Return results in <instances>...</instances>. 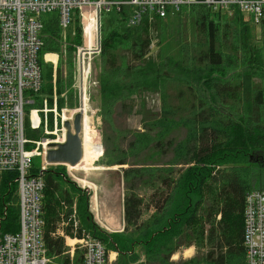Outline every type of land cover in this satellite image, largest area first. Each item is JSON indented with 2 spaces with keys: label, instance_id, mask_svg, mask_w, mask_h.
<instances>
[{
  "label": "trees",
  "instance_id": "1",
  "mask_svg": "<svg viewBox=\"0 0 264 264\" xmlns=\"http://www.w3.org/2000/svg\"><path fill=\"white\" fill-rule=\"evenodd\" d=\"M130 12V7L121 6L102 13L101 54L96 61L100 112L104 121L109 120L110 130L102 132L103 154L98 162L120 167L124 229L117 233L101 229L89 211V196L60 170L50 168L44 174L43 199V239L50 264H70L64 239L52 234L59 222L60 202L70 207L74 200L78 231L85 230L107 252L116 251L117 262L141 246V264H244L245 193L264 191V22L256 26L237 10L193 5L164 18L146 14L132 27ZM40 21L41 93L49 94L53 81L52 66L42 60L46 53L59 56V93L61 51L66 44L69 83L73 46L81 43L79 20L71 26L74 36L65 42L56 13L43 14ZM154 42L156 55L151 52ZM144 92L160 93L158 113L145 112ZM136 98L143 131L119 130L112 116L117 109L135 112ZM177 128L184 130L179 141L170 136ZM168 151L172 157L166 160ZM14 178L15 173H7L0 181V215L6 213L0 223L2 234L19 230ZM148 187L147 208L153 212L141 221L144 202L138 190ZM71 229L72 223L65 233ZM191 246L208 251L189 260L170 261L179 249ZM72 264H82V251H75Z\"/></svg>",
  "mask_w": 264,
  "mask_h": 264
},
{
  "label": "built area",
  "instance_id": "2",
  "mask_svg": "<svg viewBox=\"0 0 264 264\" xmlns=\"http://www.w3.org/2000/svg\"><path fill=\"white\" fill-rule=\"evenodd\" d=\"M203 5L213 11L237 10L249 16L258 26L264 22V0H0V181L7 173H15L17 185L19 230L16 234L0 231V264H50L46 255L43 234L44 174L51 144H64L69 123L81 114V133L89 125L88 96L92 81V63L101 54V15L112 8L130 7L129 26H137L146 14L155 13L164 18L182 7ZM56 13L65 42L67 31L75 19L81 30L80 45L73 46L72 77L58 94L56 69H53L52 93L43 95L40 52L42 23L40 16ZM74 31V30H72ZM74 35V33L72 34ZM66 53V44L62 51ZM55 56V60L47 56ZM65 56V55H64ZM56 53L42 55L46 64L55 66ZM64 79V81H63ZM68 76H62V84ZM72 87L78 98V107L70 108L65 89ZM30 133V134H29ZM40 157L42 164L32 173L33 159ZM60 218L52 236L64 239L70 264L76 250L82 251V264H107L103 244L84 231H78L75 201L69 207L60 203ZM64 210V212H63ZM6 216L0 215V223ZM72 223L71 235L65 227ZM69 235V236H68ZM244 264H264V191L252 189L245 193L243 209ZM68 249V250H67Z\"/></svg>",
  "mask_w": 264,
  "mask_h": 264
},
{
  "label": "rangeland",
  "instance_id": "3",
  "mask_svg": "<svg viewBox=\"0 0 264 264\" xmlns=\"http://www.w3.org/2000/svg\"><path fill=\"white\" fill-rule=\"evenodd\" d=\"M73 33L75 34V31H72V29H69L67 31L66 38L68 36H71V37L74 36L72 35ZM155 44L156 42H154L153 45L151 46V52L153 55H156V52H157L156 51L157 47L155 46ZM170 44H171L170 41L167 42L165 47L169 46ZM61 55H62L61 59L63 62L60 66L61 74L62 76L65 74L67 77L68 76L67 52L65 54L61 52ZM98 58L99 57L95 58L92 63V69H93L92 81L95 82V85H91L90 93L88 96V99H89L88 100V107H89L88 117L90 121L89 122L90 126L86 124L82 130V134H81L82 158H81V161L76 167L69 166L70 175H68L67 168L62 165H49L47 167V170H49L50 168L60 170V174H62V176H64L66 179L70 180L71 182L75 183L76 186L80 188L83 192H85V194L88 196H89L88 193L90 192V190H92L93 188L95 189L98 188L99 190H102L101 192L105 195V197L108 196L109 194H113V197H111L110 199H115L114 201L118 200L119 202H121V205H123L124 185H123V181L120 175V169H119L120 167L119 166L105 167V166L100 165V162H101L100 158L103 154V137H102L103 134L102 132L108 133L110 132V130L108 126L109 120L106 119L104 121L102 114L100 112V94H99V83L97 79L99 70L96 66V61L98 60ZM58 63H59V59L56 62L55 66L51 64L49 65L52 66V69L57 70ZM71 66H72V63H71ZM65 85L69 87L70 82L68 83V80H67L62 85V90L65 87ZM56 87H57V84H56ZM51 93H52V88L49 94ZM63 93H65L68 98V106L70 108L78 107V98L74 95L72 87H70L69 89H65ZM142 95L143 96L141 98H143L145 101V112L148 115L158 113L161 107L160 93L144 92ZM139 100H140L139 98H136L135 100L137 105L135 106V112L133 113L128 114V113L120 112L118 109L116 110L115 114L111 118L116 128H118L119 130H128L131 133L135 132V134L143 131L142 115L136 113V111H138ZM173 134L175 136V139L179 141L184 137V130L182 129L178 130L177 128L170 134V136H172ZM123 145L126 146V143H123ZM99 147L102 148V152ZM171 157H172V152L168 151V153L166 154V160H169ZM140 158H143V156ZM137 162L139 161L135 160V163ZM41 164H42V159L40 157H35L33 159V165H34L35 170L39 169ZM175 170H178V168H176ZM95 185L97 186V188ZM99 185L101 187H99ZM119 192L121 194H119ZM138 194L141 198H143V202H144V206L142 208L141 221H145L149 214V211H148L149 209L147 208V205L149 204V195L151 194L150 188L148 187V188L139 189ZM59 224L57 225V229L61 228ZM83 231L86 234H89L85 230ZM114 233H117V232H114ZM138 253H140V251H138ZM175 258H177V256ZM72 263L73 261H71V264Z\"/></svg>",
  "mask_w": 264,
  "mask_h": 264
},
{
  "label": "crops",
  "instance_id": "4",
  "mask_svg": "<svg viewBox=\"0 0 264 264\" xmlns=\"http://www.w3.org/2000/svg\"><path fill=\"white\" fill-rule=\"evenodd\" d=\"M250 18L249 16H246ZM96 186V185H95ZM99 187H101L99 185ZM97 188V186H96ZM93 188L90 190L89 194V211L92 214L95 223L103 230L114 233L122 232L124 229V220H123V205L121 202L114 201L115 199H110L113 197V194L105 195L98 188ZM119 194H121L119 192ZM151 207V206H150ZM152 208L149 210V215L152 214ZM220 217H217L219 220ZM142 250V251H141ZM140 251V253H138ZM208 247H204L201 250L195 249L191 246L189 248H181L179 251L174 253L171 256V262H178L180 260H189L194 257L196 254L207 253ZM135 256L138 257V260L135 262ZM177 256V258H175ZM244 261V250L242 253ZM118 253L116 251L109 250L107 252V264H141L144 260V253L141 246L134 247L131 252H127L122 256V259L117 262Z\"/></svg>",
  "mask_w": 264,
  "mask_h": 264
},
{
  "label": "water",
  "instance_id": "5",
  "mask_svg": "<svg viewBox=\"0 0 264 264\" xmlns=\"http://www.w3.org/2000/svg\"><path fill=\"white\" fill-rule=\"evenodd\" d=\"M81 114H77L73 121V132L69 123H65L67 129L66 141L64 144L53 145L46 155V162L49 164H68L75 167L82 158Z\"/></svg>",
  "mask_w": 264,
  "mask_h": 264
},
{
  "label": "bare ground",
  "instance_id": "6",
  "mask_svg": "<svg viewBox=\"0 0 264 264\" xmlns=\"http://www.w3.org/2000/svg\"><path fill=\"white\" fill-rule=\"evenodd\" d=\"M47 58H48V59L55 60V56H51V55H49V56H47ZM97 147H98V146H97ZM99 148L101 149V152H102V148H101V147H99ZM79 163H80V162H79ZM79 163H78V164H79ZM78 164H77V165H78ZM77 165H76V166H77ZM76 166H75V167H76ZM110 170H111V169H110Z\"/></svg>",
  "mask_w": 264,
  "mask_h": 264
}]
</instances>
